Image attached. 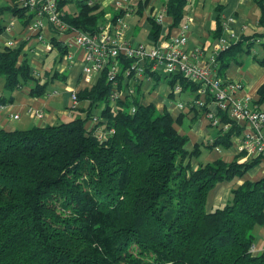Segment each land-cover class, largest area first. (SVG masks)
Masks as SVG:
<instances>
[{"label":"trees","instance_id":"16d2710c","mask_svg":"<svg viewBox=\"0 0 264 264\" xmlns=\"http://www.w3.org/2000/svg\"><path fill=\"white\" fill-rule=\"evenodd\" d=\"M149 1L141 0L138 11ZM187 1L163 2L172 28L182 22ZM7 2L0 5V36L6 20H15L22 33L34 17L17 0ZM71 3L73 13L64 10ZM257 5L260 31L218 53L219 77L256 41L261 53L253 60L264 67V0ZM57 8L70 28L88 34L126 12L104 9L99 0H57ZM152 26L149 35L156 41L160 26ZM50 32L47 42L60 61L67 48ZM31 62L25 41L0 46V105H11L18 91L45 97L54 80H64L55 69L37 76ZM158 81L154 77V85ZM176 83L190 94L196 90L178 76L168 79L170 87ZM127 85L133 94L112 100L114 87L102 72L91 88L78 91L77 101L85 106L71 120L25 130L0 128V264H264L263 252H251L254 229L264 226V175L244 180L223 205L206 207L216 185L241 179L259 160L194 163L202 146L229 149L240 129L232 125L186 150L188 138L176 130L170 114L142 104L140 84ZM257 97L259 109L264 82ZM94 112L98 122L89 128Z\"/></svg>","mask_w":264,"mask_h":264},{"label":"crops","instance_id":"0c3cea01","mask_svg":"<svg viewBox=\"0 0 264 264\" xmlns=\"http://www.w3.org/2000/svg\"><path fill=\"white\" fill-rule=\"evenodd\" d=\"M116 1L122 2V0H99V3L104 9L119 10L115 5ZM157 1L150 0L140 12L138 11V8L141 0H129L126 3V12L121 16L123 20L122 22L125 25V30L121 37L123 41L142 44L146 48H154L164 39H169L170 37L178 35L182 22L188 21L189 26L185 50L196 51V49H200L201 51L197 53L194 61L198 65H204V63L213 55V47L216 40L220 37L228 36L221 26V23L226 19H233L229 23V28L236 34L238 38L236 41L242 36H251L260 31L258 24L259 11L257 0H188L185 6L182 22L177 27L173 28L171 27V19L166 16L164 11L163 2L165 0H160V2ZM64 10L73 13L76 10L75 5L73 3L68 4L64 7ZM162 12L164 20L162 23H157L155 16ZM105 18L109 20V14H106ZM154 23L160 26L159 37L156 41L152 40L149 35L153 27L152 24ZM108 24L113 25L115 23L106 21L103 25L106 26ZM135 28H139L145 32L146 41L134 36ZM19 29L20 28H17L16 31L14 30L15 34L19 33L17 39H20L25 33V30L21 33ZM140 35L142 36L143 33H140ZM45 36L46 41L52 36L49 29H46ZM58 39L60 40L61 38L58 37ZM30 48L32 49L31 63L33 69L42 71V76L46 75L47 71L50 69H55L60 75H65V78L64 80L59 78L54 80L48 86L47 95L45 97L33 98L28 96L25 92H15L13 97L14 102L11 105L6 106L5 109L0 110L1 129L25 130L34 126L43 127L46 125H53L57 122H66L72 119V114H80L81 112L79 109L82 108V106H85V103L78 102L74 107L70 99V92L72 90L80 91L84 89L83 86H85L82 83V78L80 76L83 67L81 54L72 50L74 62L71 66H67L63 61H59V54L56 51V56L52 62L46 66L45 61L49 52L38 47L35 43ZM253 48L256 49L255 54L261 53V48L257 44L252 46L251 51ZM253 55L254 54L250 52L246 56H241L238 63L231 62L221 78L223 80L241 83L243 90L239 96L248 95L255 102L258 98L257 90L264 82V67L258 65L253 60ZM160 79L157 84L160 82ZM122 80L125 86L117 87L116 91L118 93H123L124 91L129 90L131 91V94H133L134 88L127 85L129 81H131L132 84H140L141 92L143 93L142 104H152L158 112L165 111L170 114L175 121L174 126L176 130L181 135L188 138L185 145L186 150H191L194 145L199 146L207 140H213L209 137V129L211 127L199 111L195 110L186 113L178 110L175 107L176 103H171L166 93L155 92V87L157 86V84L154 85L155 82L149 86L144 81L136 82L132 78ZM166 83L168 84V81H166ZM131 94H129L128 97L131 96ZM185 94L188 97L186 101H188L191 98V95L188 92H185ZM72 107L77 108L78 110L73 112ZM259 109L264 110V104L261 105ZM38 111L43 113L42 119H37L35 117V113ZM13 115H18V119H12L11 117ZM194 116L195 120H193ZM86 126L89 125L87 124ZM238 128L240 129V134L238 136H240L243 129L242 127ZM215 131L217 135L218 132L216 129ZM214 149L215 148H213L212 151H209L204 157L205 162L217 159L230 162L235 158L238 159L239 162H244L243 156H239L231 146L226 150V157L222 156L221 151L223 149L219 148L218 151H215ZM201 154L202 150H200V156ZM254 160L246 162H252ZM263 175L264 165L259 160V163L249 169L241 179L235 178L231 182L218 184V192L212 194V197L208 200V202L210 201V207L208 210L223 205L227 201L230 191L241 185L244 180H257ZM254 234V255L262 252L264 253V226L256 227L254 229Z\"/></svg>","mask_w":264,"mask_h":264},{"label":"built area","instance_id":"2783aa9c","mask_svg":"<svg viewBox=\"0 0 264 264\" xmlns=\"http://www.w3.org/2000/svg\"><path fill=\"white\" fill-rule=\"evenodd\" d=\"M128 1H116L115 5L119 10H123L126 9ZM17 2L34 13V17L29 20L25 33L20 39L13 37V26L16 21L12 19L0 36V46L12 48L25 41L29 48L35 43L50 52L53 49L45 40V31L51 29L57 33L61 38L59 41L67 48L61 61L71 66L74 62L72 50L81 54L83 67L80 76L85 85L83 88H91L97 77L105 72L108 81L114 87L110 95L112 100L124 99L131 94L129 90L123 93L116 91L120 77L124 80L132 78L136 82L144 81L151 86L154 77L159 79L164 77L168 81L169 78L178 76L195 86L196 90L190 94L191 98L188 101H178L175 107L186 113L199 111L209 126L215 128L218 133L227 131L232 125L242 127L243 132L232 140L231 147L239 156H243L245 162L259 159L264 165V110L257 109L248 95L239 96L243 90L241 83L223 80L216 70L218 53L228 49L230 44L238 39L229 28V23L233 19L228 18L221 23L222 29L228 36L218 38L213 47L212 57L204 65H198L194 59L201 50H185L188 21L182 22L178 35L164 39L154 48H146L142 44L125 42L121 39L125 30L122 18L117 19L113 25L108 24L99 28L94 34H88L70 28L61 19L57 0H17ZM155 19L157 23H162L163 12L156 14ZM257 43L259 42L256 41L255 44ZM250 52L255 54L256 49L253 48ZM124 61L128 64L123 67L121 62ZM34 70L37 76L39 72L41 75L42 71ZM183 92L186 91L176 83L169 88L167 97L179 96ZM77 93L78 91L73 90L70 92L73 106L78 103ZM5 107L0 105V110ZM133 112L132 109L131 113ZM35 117L42 119L43 113L38 111ZM11 118L17 120L18 115H13ZM97 122V114L94 112L89 120V128L96 126ZM214 150L218 151L219 148L215 147Z\"/></svg>","mask_w":264,"mask_h":264},{"label":"rangeland","instance_id":"374dc122","mask_svg":"<svg viewBox=\"0 0 264 264\" xmlns=\"http://www.w3.org/2000/svg\"><path fill=\"white\" fill-rule=\"evenodd\" d=\"M7 1H10V0H0V5H6V4H8V2ZM157 1V0H156ZM157 2H160V0H158ZM12 19H8V20H6V25H8L9 24V22L11 21ZM19 27V25L16 23V22H14V26H13V31L15 30L16 31V29ZM132 32H133V28H132ZM140 33H143V35L141 36L140 35ZM129 35H130V33H129ZM134 36L136 37V38H139V39H142L143 41H146V35H145V32L144 31H142L141 29H139V28H135V30H134ZM38 47H41L42 49H44L43 48V46L42 45H38ZM56 56V51L55 50H53V51H51V52H49L48 53V57L46 58V66L50 63V62H52V60L54 59V57ZM166 81H167V79L166 78H164V77H162V79H160V82L157 84V86L155 87V92H160V93H163V94H165L166 93V95L168 94V88H169V85L166 83ZM56 82H60V81H56ZM55 82V83H56ZM50 89V88H49ZM187 96H186V94L183 92V94H180L179 96L178 95H176V96H174V97H168V99H169V101L171 102V103H176V102H178V101H186L187 100ZM76 113H74V114H72V117L71 118H74V117H76ZM213 127H211L210 129H209V131H210V135H209V137H211V139H214L215 138V136H216V131H215V128H213ZM212 149L213 148H210V149H208L207 147H205V146H202L201 147V150H202V154H201V156L199 155L198 156V158L194 161V163H204L205 161H204V157L209 153V151H212ZM227 150V149H226ZM226 150L225 149H223L221 152H222V156L223 157H226V155H227V152H226ZM245 162V161H244ZM218 192V186L216 185L215 186V188L212 190V191H210L209 192V194H208V198H207V204H206V207H207V209H209V205H210V201L208 202V200H210V198L212 197V194H214V193H217ZM251 252L253 253V246H252V249H251ZM254 254V253H253Z\"/></svg>","mask_w":264,"mask_h":264}]
</instances>
